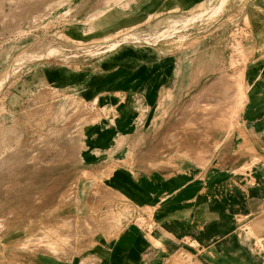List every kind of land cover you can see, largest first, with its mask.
<instances>
[{
  "label": "rangeland",
  "instance_id": "1",
  "mask_svg": "<svg viewBox=\"0 0 264 264\" xmlns=\"http://www.w3.org/2000/svg\"><path fill=\"white\" fill-rule=\"evenodd\" d=\"M219 2L0 0V264H112L110 243L129 225L159 253L158 203L138 205L130 196L142 201L141 191L122 193L109 182L112 170L127 172L128 161L139 172L143 160H157L160 136L168 155L173 151V169L203 171L229 149L243 154V169H253L243 112L264 80V65L254 63L264 0H224L217 8ZM112 44L154 52L168 62L170 77L133 136L106 152L90 145L87 131L111 128L126 98L110 91L104 75L116 65L97 69ZM176 136L185 143L171 144ZM197 138L198 151H191ZM244 226V241L264 252V227ZM167 236L173 251L131 255L130 264L214 258L204 252L203 261L187 240L183 246Z\"/></svg>",
  "mask_w": 264,
  "mask_h": 264
},
{
  "label": "crops",
  "instance_id": "2",
  "mask_svg": "<svg viewBox=\"0 0 264 264\" xmlns=\"http://www.w3.org/2000/svg\"><path fill=\"white\" fill-rule=\"evenodd\" d=\"M261 31V37L256 36L254 40V63L264 65V24ZM153 53L142 55L130 70L117 64L114 70L104 74L110 75V91L121 92L126 98L120 104L118 117L111 128L87 131L88 141L95 149L107 152L119 137H132L136 122L156 105L157 93L168 81L170 68L168 62L155 60ZM254 75H260V70ZM243 127L255 152H249L248 160H257L251 171L242 168L243 154L232 155L230 149L216 165L212 162L203 171L187 166L173 169L167 164L173 151L168 155L161 136L157 160L146 158L140 164L139 172L130 171V161L127 172L112 170L109 185L113 190L129 194L141 191L142 201L130 196V200L141 206L158 203V238L162 239V247L158 250L164 251L156 253L143 234L132 232L129 225L110 243L109 259H116L112 264H121L119 259L130 264L131 255L166 256L173 251L167 246V243H173L168 234L174 235V242L180 241L183 246L187 240L192 255L199 259L204 261V252L214 257L205 261L208 264H264L262 249L259 250L251 240L244 241L243 233L244 225L248 223L256 229L264 227V80L248 97ZM174 138L171 144L185 143L183 136ZM191 144V151H198V138ZM207 146L209 148L210 144ZM179 150L184 153L188 148Z\"/></svg>",
  "mask_w": 264,
  "mask_h": 264
},
{
  "label": "bare ground",
  "instance_id": "3",
  "mask_svg": "<svg viewBox=\"0 0 264 264\" xmlns=\"http://www.w3.org/2000/svg\"><path fill=\"white\" fill-rule=\"evenodd\" d=\"M224 0H220L219 3H217L216 7L220 8L223 4ZM201 18V17H199ZM114 44H112L107 51L110 52L106 58H103L101 62L97 64L98 72L101 73L102 70H107L111 67H114L117 64H122L128 70H130V66H135L138 61L141 60L142 54H143V47L140 48H131L127 46H119V47H113ZM113 47V48H112ZM239 49V48H238ZM106 61V62H104ZM117 70V69H115ZM98 84L96 85L95 89H100L102 87V77L99 78ZM240 89V86L238 87ZM234 100L237 104L238 108H241L243 106L245 97L242 93H240L238 96L234 97ZM250 235H252V238H258V235L255 233V231L251 230ZM264 240V238H263ZM264 242V241H263ZM160 244V243H159Z\"/></svg>",
  "mask_w": 264,
  "mask_h": 264
}]
</instances>
